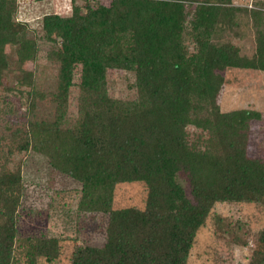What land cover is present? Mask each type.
<instances>
[{
	"label": "trees",
	"instance_id": "1",
	"mask_svg": "<svg viewBox=\"0 0 264 264\" xmlns=\"http://www.w3.org/2000/svg\"><path fill=\"white\" fill-rule=\"evenodd\" d=\"M74 2L69 16L43 17L40 42L17 22L14 2L0 0V121L10 113L19 120L10 131L6 119L16 150L0 156V264L19 262L23 181L8 159L29 150L81 184L79 213L107 220L104 243L75 245L67 263L59 261L57 238L28 240V264H187L216 204L264 203V159L247 152L250 121L260 113L223 112L217 103L226 69L264 71V13L250 11L256 49L245 57L212 41L219 25L234 24L239 8L230 0H111L83 11ZM42 43L46 58L58 64L50 93L38 90L34 69L23 66L37 61ZM108 69L134 75L133 99L108 93ZM77 74V116L68 125ZM12 95L21 98L23 112L13 108ZM45 99L54 107L50 120L36 118L37 102ZM189 125L205 135L190 139ZM132 182L143 183L144 206L114 208L115 185ZM215 224L221 237L246 246L238 222L218 216ZM254 243L246 264H264V225Z\"/></svg>",
	"mask_w": 264,
	"mask_h": 264
},
{
	"label": "rangeland",
	"instance_id": "2",
	"mask_svg": "<svg viewBox=\"0 0 264 264\" xmlns=\"http://www.w3.org/2000/svg\"><path fill=\"white\" fill-rule=\"evenodd\" d=\"M16 9L15 18L28 28L36 39L43 42L42 19L48 14L69 16L72 12L73 0H11ZM81 8L88 5L102 4L108 6L111 0H74ZM230 6L239 8L234 13V24H221L216 28L213 37L215 44H231L238 48L240 55L252 57L255 53V28L250 11L264 13V0H230ZM194 2L191 3L194 6ZM211 4H218L211 0ZM264 25V23H263ZM262 25V26H263ZM42 52L37 61L23 64L27 69H34L38 90L50 93L55 90L58 64L50 62L45 55L47 44L42 43ZM10 49H8L9 51ZM189 51H192L190 45ZM224 84L219 91L217 103L220 111L229 112L240 109L253 110L260 113L258 120H251L248 131L247 152L251 157L264 159V71L229 68L223 72ZM78 74L75 76V87L72 88L67 107V124L72 125L77 116L76 95L78 92ZM108 93L118 99L135 97L134 75L118 69H108L106 73ZM15 111L23 112L21 98L10 96ZM0 113L4 106L0 103ZM5 110V109H4ZM54 107L48 99L38 101L36 118L50 120ZM1 115V114H0ZM7 123L10 131H14L19 120L10 113ZM6 119L0 121V156L1 150H16L11 133L5 129ZM187 133L195 139L205 132L189 125ZM3 156H6L5 154ZM9 169L20 167L23 181V195L18 211V232L15 257L18 264H28L25 259L27 241L35 237H54L61 246L60 263H67L73 247L79 243L101 246L105 240L107 218L101 214L79 213L78 203L81 196V184L69 176L55 171L47 157L33 150L15 152L8 159ZM182 180V178H180ZM184 184L186 182L183 180ZM145 187L141 182L120 183L113 191V207L122 208L136 206L142 208L145 200ZM220 216L224 221L235 225L236 234L246 246L234 245L230 239L221 237L215 224ZM264 225V203L216 204L205 225L199 229L190 250L187 264H246L250 251L254 248V240ZM37 264H47L39 259Z\"/></svg>",
	"mask_w": 264,
	"mask_h": 264
}]
</instances>
